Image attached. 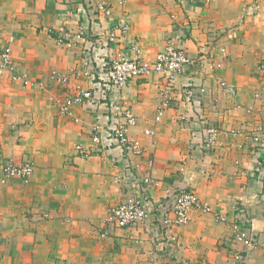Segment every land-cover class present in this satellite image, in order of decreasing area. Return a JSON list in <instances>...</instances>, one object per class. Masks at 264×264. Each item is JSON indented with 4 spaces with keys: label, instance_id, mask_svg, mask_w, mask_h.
Listing matches in <instances>:
<instances>
[{
    "label": "crops",
    "instance_id": "0c3cea01",
    "mask_svg": "<svg viewBox=\"0 0 264 264\" xmlns=\"http://www.w3.org/2000/svg\"><path fill=\"white\" fill-rule=\"evenodd\" d=\"M124 22L128 33L119 27ZM111 33L119 42L108 41ZM178 35L192 58L206 49L222 66H187L171 107L156 121L162 78L151 73L114 89L106 69L132 54L133 44L151 61ZM5 47L43 87L25 86L10 72L0 78V166L35 163L28 182H0V264H264V134L261 143L253 139L264 127V0H0V52ZM55 74L70 79L59 84ZM81 90H91L96 102L62 113L65 98ZM111 103L137 115L128 130L145 149L137 173L154 179L156 209L137 227L107 220L109 208L128 196L117 177L136 170L116 138L103 146L92 139L97 122L109 135ZM78 144L95 151L80 155ZM181 188L214 212L193 209L184 225L156 226ZM241 207L259 241L248 251L215 216L233 218Z\"/></svg>",
    "mask_w": 264,
    "mask_h": 264
},
{
    "label": "built area",
    "instance_id": "2783aa9c",
    "mask_svg": "<svg viewBox=\"0 0 264 264\" xmlns=\"http://www.w3.org/2000/svg\"><path fill=\"white\" fill-rule=\"evenodd\" d=\"M77 0H69V4H74ZM93 5V1L90 2ZM95 5L99 11H104L107 16L112 17L113 12L108 8V4L103 1H95ZM123 33H128L131 29L129 22L119 24ZM68 37V33L64 38ZM69 38V37H68ZM63 39H60L62 42ZM108 41L112 44L119 42V36L115 33L109 34ZM133 53L124 55L115 59L106 69L108 75V86L111 88H119L127 84L131 79L147 76L151 73H157L162 82L159 87V104L156 109V121L161 120L164 112L171 107L174 99L175 84L178 78L185 71L186 67L191 64H199L201 66H210L218 68L222 66L220 62H214L211 59L208 50L204 49L200 57L192 58L183 43L181 36L171 37L167 41L164 50L160 51L151 61H145L136 45H131ZM264 71V63L262 68ZM4 72H10L11 77L20 80L25 86H40L26 72L17 68L12 56L11 49L5 47L0 52V78ZM87 77H92L93 72L89 70L84 72ZM59 84L66 85L70 79L69 74H55L51 77ZM222 85L227 86L225 81ZM96 102V98L91 90H81L75 95H69L65 98L60 108L62 113H68L73 105ZM110 109L112 115L110 123L106 129L109 135H104L103 127L99 122L93 125L92 139L96 145H102L109 139L116 138L125 153L136 159L133 167L136 170H128L121 173L117 180L126 187L127 199L119 204L109 208L107 220L116 227H137L146 223L156 209L153 196L150 194V188L154 184V179L150 173L138 174L140 170V159L145 155V149L128 134L130 127L137 124L138 118L131 107L120 109L114 103H111ZM119 109L118 111H115ZM146 133L152 135L154 130L149 128ZM212 138L216 137V129L210 131ZM264 134V127L258 128V133L253 137L254 141L260 143ZM215 135V136H214ZM97 147V146H96ZM76 150L80 155L88 156L94 149L78 144ZM138 160V161H137ZM155 165V159L149 158V169ZM260 171L261 168H258ZM35 172V163L30 159H24L21 162L6 161L0 166V182L6 184L10 178L14 176L20 177L24 182H28ZM149 172V171H148ZM193 209H201L206 213H213L211 205L200 199L198 194L191 189L181 188L174 192L168 200L167 208L161 217L156 218L157 224H161V228L169 230L176 226H181L189 222L190 212ZM245 214V213H244ZM218 220L229 222L233 231V239L243 246V250L248 251L258 247L259 241L255 234L252 222L247 215H237L233 218L222 213H215ZM242 250V251H243ZM236 258L242 262L245 257L237 254Z\"/></svg>",
    "mask_w": 264,
    "mask_h": 264
},
{
    "label": "rangeland",
    "instance_id": "374dc122",
    "mask_svg": "<svg viewBox=\"0 0 264 264\" xmlns=\"http://www.w3.org/2000/svg\"><path fill=\"white\" fill-rule=\"evenodd\" d=\"M221 63V62H220ZM263 63H264V60H262L261 61V63H260V67L262 68V65H263ZM263 70V69H262ZM256 132H257V130H255ZM253 132H254V130H253ZM216 135V134H215ZM214 135V136H215ZM261 143V142H260ZM261 166L262 165H258V167L256 168V173L258 174V175H260V176H262L263 174H262V170H258V168H261ZM199 196V195H198ZM244 213H245V208H242L241 207V212L238 214V215H244Z\"/></svg>",
    "mask_w": 264,
    "mask_h": 264
}]
</instances>
